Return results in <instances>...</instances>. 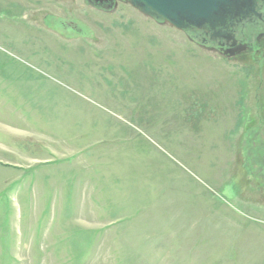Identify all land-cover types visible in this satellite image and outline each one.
<instances>
[{
  "label": "rangeland",
  "instance_id": "rangeland-1",
  "mask_svg": "<svg viewBox=\"0 0 264 264\" xmlns=\"http://www.w3.org/2000/svg\"><path fill=\"white\" fill-rule=\"evenodd\" d=\"M192 31L0 0V264H264V29Z\"/></svg>",
  "mask_w": 264,
  "mask_h": 264
},
{
  "label": "water",
  "instance_id": "water-1",
  "mask_svg": "<svg viewBox=\"0 0 264 264\" xmlns=\"http://www.w3.org/2000/svg\"><path fill=\"white\" fill-rule=\"evenodd\" d=\"M143 16L181 32L209 28L213 37L228 38L224 31L237 19L254 13L258 0H125Z\"/></svg>",
  "mask_w": 264,
  "mask_h": 264
},
{
  "label": "flooded vegetation",
  "instance_id": "flooded-vegetation-1",
  "mask_svg": "<svg viewBox=\"0 0 264 264\" xmlns=\"http://www.w3.org/2000/svg\"><path fill=\"white\" fill-rule=\"evenodd\" d=\"M90 3L95 4L105 9H112L116 0H88ZM264 29V0H258L254 6V13H251L244 19H237L231 21L224 31L228 34V38H215L213 31L209 28L193 29L195 38L201 37L206 45H213L219 52L235 54L243 49V44L246 39H250L249 35L254 31ZM243 32V33H242ZM248 35L246 36V34ZM198 35V36H197ZM264 36V34L262 35ZM261 36V37H262Z\"/></svg>",
  "mask_w": 264,
  "mask_h": 264
},
{
  "label": "crops",
  "instance_id": "crops-1",
  "mask_svg": "<svg viewBox=\"0 0 264 264\" xmlns=\"http://www.w3.org/2000/svg\"><path fill=\"white\" fill-rule=\"evenodd\" d=\"M62 21H63V20H62ZM62 21H61V23H62V25L64 26V25H65V23H63L64 21H63V22H62Z\"/></svg>",
  "mask_w": 264,
  "mask_h": 264
}]
</instances>
